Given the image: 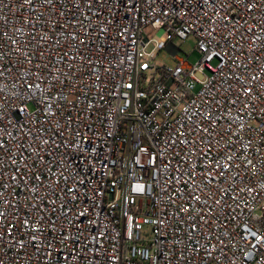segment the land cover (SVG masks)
<instances>
[{"label": "built area", "instance_id": "1", "mask_svg": "<svg viewBox=\"0 0 264 264\" xmlns=\"http://www.w3.org/2000/svg\"><path fill=\"white\" fill-rule=\"evenodd\" d=\"M0 264H264V0H0Z\"/></svg>", "mask_w": 264, "mask_h": 264}, {"label": "rangeland", "instance_id": "2", "mask_svg": "<svg viewBox=\"0 0 264 264\" xmlns=\"http://www.w3.org/2000/svg\"><path fill=\"white\" fill-rule=\"evenodd\" d=\"M174 44L176 46H178L180 49L177 56L185 59L191 65L195 64L198 61L199 57L193 51V48L195 46V42L192 38H188L185 41L177 40L174 42ZM154 63L157 65H163V64L173 65L174 61L172 60L170 54L166 50H162L155 57Z\"/></svg>", "mask_w": 264, "mask_h": 264}]
</instances>
